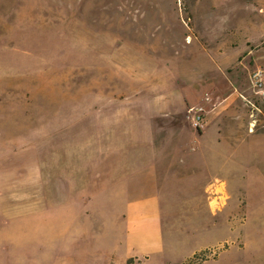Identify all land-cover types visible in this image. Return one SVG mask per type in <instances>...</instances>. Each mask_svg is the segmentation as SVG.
<instances>
[{
	"label": "rangeland",
	"instance_id": "rangeland-1",
	"mask_svg": "<svg viewBox=\"0 0 264 264\" xmlns=\"http://www.w3.org/2000/svg\"><path fill=\"white\" fill-rule=\"evenodd\" d=\"M219 70L227 81L217 110L248 109L264 126L251 79L264 78V0H0V264H115L104 222L94 237L62 234L59 159L100 177L121 144L165 140L176 111L193 128L187 112L202 100L185 110L178 96ZM201 84L198 97L214 94ZM236 140L255 144L264 175V128L244 126ZM217 178L230 183L219 174L207 184ZM207 184L202 209L188 196L166 208L167 241L182 250L170 264H264L242 225L247 195L235 191L215 214Z\"/></svg>",
	"mask_w": 264,
	"mask_h": 264
},
{
	"label": "crops",
	"instance_id": "crops-1",
	"mask_svg": "<svg viewBox=\"0 0 264 264\" xmlns=\"http://www.w3.org/2000/svg\"><path fill=\"white\" fill-rule=\"evenodd\" d=\"M226 75L219 70L207 75V80L192 82L195 89L187 87L190 93L178 96L186 102L183 109L191 106L187 100H202L198 90H202L201 83L205 82L214 86L212 98L220 105ZM184 114L180 111L173 114V123L164 131L166 139L157 146L135 141L121 144L114 157L110 151L100 177H91L73 157L59 159L57 216L62 234L74 230L73 238L94 237L97 226L100 228V222H104L112 233L110 256L115 264H170L182 250L167 241L166 208L182 205L179 198L188 196L196 210L202 209L199 188L216 175L226 174L230 183L217 178L215 183L206 185V193L213 186L220 191L222 205L217 208L210 201L207 205L215 214L224 213L235 191L247 195V201L242 200L239 206L251 217V221L242 223L248 230V248L250 253L256 250L264 253V175L257 173L254 165L255 144L236 140L244 126H248L249 132L256 123L264 128L262 119L248 109L220 112L211 108L206 127L199 132L185 123ZM196 252H186L182 259Z\"/></svg>",
	"mask_w": 264,
	"mask_h": 264
},
{
	"label": "built area",
	"instance_id": "built-area-1",
	"mask_svg": "<svg viewBox=\"0 0 264 264\" xmlns=\"http://www.w3.org/2000/svg\"><path fill=\"white\" fill-rule=\"evenodd\" d=\"M251 79L254 86L258 88V94L264 98V78L262 71L258 70L254 72ZM219 103L220 102L214 101L212 96L207 93L200 104L191 106L187 112V119L192 127L197 131L204 130L206 127V116L209 111L207 106L212 105L211 108L214 109L219 105ZM214 187L215 186H213L209 191L211 194L210 202L214 203L218 208L221 205V202L219 201L220 196L219 192L215 191Z\"/></svg>",
	"mask_w": 264,
	"mask_h": 264
}]
</instances>
